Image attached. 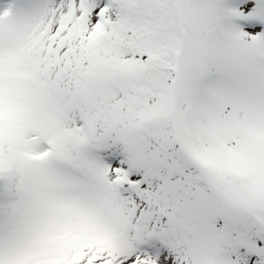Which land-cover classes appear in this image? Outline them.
Here are the masks:
<instances>
[{"label": "snow or ice", "instance_id": "1", "mask_svg": "<svg viewBox=\"0 0 264 264\" xmlns=\"http://www.w3.org/2000/svg\"><path fill=\"white\" fill-rule=\"evenodd\" d=\"M0 264H264V0H0Z\"/></svg>", "mask_w": 264, "mask_h": 264}]
</instances>
